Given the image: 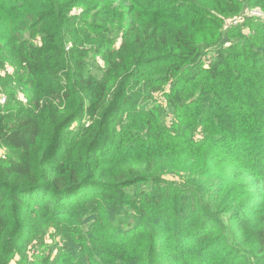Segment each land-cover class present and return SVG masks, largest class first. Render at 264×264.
<instances>
[{"label": "trees", "instance_id": "obj_1", "mask_svg": "<svg viewBox=\"0 0 264 264\" xmlns=\"http://www.w3.org/2000/svg\"><path fill=\"white\" fill-rule=\"evenodd\" d=\"M256 7L0 0V264H264Z\"/></svg>", "mask_w": 264, "mask_h": 264}, {"label": "rangeland", "instance_id": "obj_2", "mask_svg": "<svg viewBox=\"0 0 264 264\" xmlns=\"http://www.w3.org/2000/svg\"><path fill=\"white\" fill-rule=\"evenodd\" d=\"M252 10H260L263 12V10L261 8H253V9H245L242 13V16H237V17H234L233 19H231L229 22H234L236 20V22L238 23L237 25H241L243 24V22L245 21V17L249 18L248 16V12L250 11V13L252 12ZM81 13V9L80 8H76L73 12V15L75 17H78ZM254 22H259V23H262L264 24L263 21L261 20H254ZM237 25H234V26H237ZM233 26V25H232ZM231 26V27H232ZM249 33V32H248ZM39 37H37V39H35L34 41L35 42H39ZM118 45L121 43L122 41V38H120L118 40ZM70 46H68V49L66 50L67 52H69V48ZM86 50L89 49V46L85 48ZM213 50V49H212ZM92 62V61H91ZM103 65V62L100 60V59H96L94 62H93V72L96 73V74H99L100 72H98V67L99 66H102ZM2 74H12L13 73V67L11 66H6L2 71ZM169 84L165 87L166 90L169 89ZM164 92H166L164 90ZM164 92L161 91V92H154L151 96V98L149 99H143L142 102H139L138 103V109H143L145 111H149L150 109H153L155 106H157L158 103H163L165 102V98H164ZM5 98L6 101L5 103L3 104V106H5L7 104V97L1 93V96H0V102L2 101V99ZM18 101L20 102H23L24 104H28V99L21 93L18 97H17ZM163 101V102H162ZM1 155H0V158L1 159H5V152L6 150L5 149H1ZM170 179V177H168ZM44 240L46 241V246L45 247H40L38 249L36 248H30L31 250L28 251V254H30L31 256L34 255V254H40L41 252H44V251H48L50 250V248L52 247H56V246H61L63 241L61 240V237H58L56 233H54L53 231H49L47 235L44 236ZM35 256V255H34ZM18 260V259H17ZM13 264H17V263H13Z\"/></svg>", "mask_w": 264, "mask_h": 264}, {"label": "built area", "instance_id": "obj_3", "mask_svg": "<svg viewBox=\"0 0 264 264\" xmlns=\"http://www.w3.org/2000/svg\"><path fill=\"white\" fill-rule=\"evenodd\" d=\"M248 16L251 18H254L256 20H261L264 22V12L260 11V10H252V12L250 13V11L248 12ZM230 20H227L225 22V26L226 27H231L232 25H237L238 23L236 22V20L233 22H229ZM6 99L3 98L2 101L0 102L1 105H3L5 103Z\"/></svg>", "mask_w": 264, "mask_h": 264}]
</instances>
